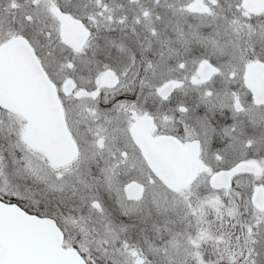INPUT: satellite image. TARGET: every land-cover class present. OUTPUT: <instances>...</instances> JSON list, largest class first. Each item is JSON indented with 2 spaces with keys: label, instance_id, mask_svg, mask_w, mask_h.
Segmentation results:
<instances>
[{
  "label": "snow or ice",
  "instance_id": "6c2138e0",
  "mask_svg": "<svg viewBox=\"0 0 264 264\" xmlns=\"http://www.w3.org/2000/svg\"><path fill=\"white\" fill-rule=\"evenodd\" d=\"M0 264H264V0H0Z\"/></svg>",
  "mask_w": 264,
  "mask_h": 264
}]
</instances>
